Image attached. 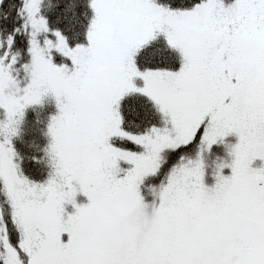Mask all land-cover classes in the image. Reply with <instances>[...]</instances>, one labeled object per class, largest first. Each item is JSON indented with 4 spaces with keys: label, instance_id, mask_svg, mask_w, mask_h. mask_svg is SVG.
Here are the masks:
<instances>
[{
    "label": "snow or ice",
    "instance_id": "snow-or-ice-1",
    "mask_svg": "<svg viewBox=\"0 0 264 264\" xmlns=\"http://www.w3.org/2000/svg\"><path fill=\"white\" fill-rule=\"evenodd\" d=\"M0 264H264V0H0Z\"/></svg>",
    "mask_w": 264,
    "mask_h": 264
}]
</instances>
